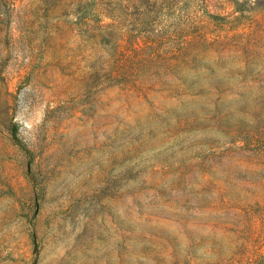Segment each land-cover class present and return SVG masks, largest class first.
<instances>
[{"label": "rangeland", "instance_id": "374dc122", "mask_svg": "<svg viewBox=\"0 0 264 264\" xmlns=\"http://www.w3.org/2000/svg\"><path fill=\"white\" fill-rule=\"evenodd\" d=\"M0 264H264V0H0Z\"/></svg>", "mask_w": 264, "mask_h": 264}]
</instances>
